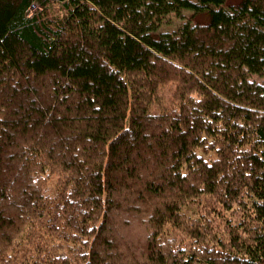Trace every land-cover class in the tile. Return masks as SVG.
I'll use <instances>...</instances> for the list:
<instances>
[{"label": "trees", "instance_id": "1", "mask_svg": "<svg viewBox=\"0 0 264 264\" xmlns=\"http://www.w3.org/2000/svg\"><path fill=\"white\" fill-rule=\"evenodd\" d=\"M0 264H264V0H0Z\"/></svg>", "mask_w": 264, "mask_h": 264}, {"label": "rangeland", "instance_id": "2", "mask_svg": "<svg viewBox=\"0 0 264 264\" xmlns=\"http://www.w3.org/2000/svg\"><path fill=\"white\" fill-rule=\"evenodd\" d=\"M193 14L191 12H184L182 14V19L177 18L175 15H171L170 17H168V19L166 21H168V24H165L162 28V30L165 31H171L173 29H175L176 27H178L179 25H181V23L183 22V20L185 19H191L193 22H206L207 18L205 15H198V16H192ZM193 17V18H192ZM140 223H135L132 224L131 223V229H130V237H133L134 239L138 240L140 234V229L139 226Z\"/></svg>", "mask_w": 264, "mask_h": 264}, {"label": "built area", "instance_id": "3", "mask_svg": "<svg viewBox=\"0 0 264 264\" xmlns=\"http://www.w3.org/2000/svg\"><path fill=\"white\" fill-rule=\"evenodd\" d=\"M32 10H35V7H33Z\"/></svg>", "mask_w": 264, "mask_h": 264}]
</instances>
